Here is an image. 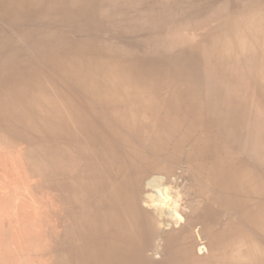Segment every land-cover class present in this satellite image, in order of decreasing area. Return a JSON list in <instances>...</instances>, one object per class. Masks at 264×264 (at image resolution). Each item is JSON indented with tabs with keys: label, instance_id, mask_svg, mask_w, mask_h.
Listing matches in <instances>:
<instances>
[{
	"label": "bare ground",
	"instance_id": "1",
	"mask_svg": "<svg viewBox=\"0 0 264 264\" xmlns=\"http://www.w3.org/2000/svg\"><path fill=\"white\" fill-rule=\"evenodd\" d=\"M0 155V264H264V0H0Z\"/></svg>",
	"mask_w": 264,
	"mask_h": 264
},
{
	"label": "rangeland",
	"instance_id": "2",
	"mask_svg": "<svg viewBox=\"0 0 264 264\" xmlns=\"http://www.w3.org/2000/svg\"><path fill=\"white\" fill-rule=\"evenodd\" d=\"M34 185V182L24 174L20 163L15 157L7 158L0 155V198L2 200L16 199V205L20 200L17 201V198L28 199L31 202L28 203L27 207L19 210L8 207L1 214L4 219L16 217L18 214H25L20 218L17 217L13 222L14 233L17 237L16 241L12 243V245H17L25 250L33 238L38 239V233L43 228V222L47 220V206L43 197L34 196L30 192L31 186Z\"/></svg>",
	"mask_w": 264,
	"mask_h": 264
}]
</instances>
